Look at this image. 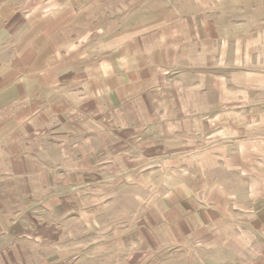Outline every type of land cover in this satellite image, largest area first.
<instances>
[{"label": "crops", "instance_id": "1", "mask_svg": "<svg viewBox=\"0 0 264 264\" xmlns=\"http://www.w3.org/2000/svg\"><path fill=\"white\" fill-rule=\"evenodd\" d=\"M18 1L0 0V264L41 250L19 219L43 221L65 171L106 198L73 202L96 225L66 264H264V9L243 37L151 9L109 33L90 1Z\"/></svg>", "mask_w": 264, "mask_h": 264}, {"label": "rangeland", "instance_id": "2", "mask_svg": "<svg viewBox=\"0 0 264 264\" xmlns=\"http://www.w3.org/2000/svg\"><path fill=\"white\" fill-rule=\"evenodd\" d=\"M48 1L50 0H38L37 4L40 3V5H44V2ZM64 1V3H67V0ZM89 1L92 4V9L111 10L107 15L108 20L106 19L108 25H112L113 28L112 30H109V33L115 32L114 24L117 21V18L122 17V14L119 13V9H125L123 12L124 16L127 15L128 17H130L131 13H128L129 11H127L126 9H137L138 16L147 15V13L150 11L149 9H151L152 12L157 15V17H159L160 15L166 17L173 16L176 13H179L181 15V12H183V20L187 21H190L191 17H202L205 21H211V19L215 17L214 21L216 23H219L220 25H223L222 23L232 24L235 31L237 33H241V37H243L244 31L246 30L243 29L244 25H249V23H251L252 25H256L259 22L260 18L259 11L260 9H264V0H85V2L84 0H76V5L79 9H83L84 6L87 8ZM18 2L20 4V0ZM48 3L50 4V2ZM206 12L212 13L206 14ZM98 18L99 17H96V19ZM99 20L100 18L98 19V21ZM252 29H247L246 32H252ZM71 180V173L65 171L63 173H56V179L54 180V182L48 184L50 186L60 188H56L53 190H44L45 202L43 206V221L32 223V221H26L23 217H21L22 219H19V223L22 226H27L29 230L32 229L33 231H35L36 226L41 227L40 230L36 231L38 233L42 232L45 238L42 241L43 244L41 245V250L37 251V253L34 250L36 243L32 241L29 242V245H33L32 249L34 250V252H30V254L27 255L26 264H66L70 260H72L74 251L72 250L71 252H68V250L65 253H58L62 247H64V249H70L71 246L76 245L77 248L79 246L81 247L85 243H89V241L87 242L84 238L85 231L87 230L86 226L95 228L96 223L89 222L86 219H83V215L85 214L86 210L83 214H79L80 217L79 215L74 216L67 213L69 212L70 207L75 201L81 202V200H86L88 202V206L91 208V201L92 199L97 198L96 196L100 197V199L102 200H105L106 198L105 196H101L99 194V192L102 191V188L99 189L91 187L93 189L87 190H80L79 188L72 189L70 187L71 185L68 184ZM106 185L107 184H105V186ZM123 192L124 194H126L127 192L129 193L128 190H124ZM108 196H111V194H108ZM58 198L61 200V204L56 205V200L58 201ZM46 202L48 204H46ZM114 202L116 201L110 200L108 202L109 213H112V207L114 214H116L117 211H126V209L129 208L128 205L124 203L117 207L112 206L111 204H114ZM51 203H54L55 205H52ZM80 208H82V206ZM80 208H78V211L80 210ZM56 209H58L59 211ZM28 211V214L31 215L33 213H38L40 211V208L38 206L36 210L35 207L29 206ZM137 213L139 217H141L140 211H138ZM128 218L130 217L128 216ZM128 224H131V221H125L124 223L121 222V225H123L125 229L128 228ZM101 229H105L104 224H101ZM74 235L76 236L75 242L68 240L67 237H73ZM97 239L99 240V238ZM104 241L107 242L106 243L102 241L103 244L106 243V247H110L111 245L114 249L122 244V239L120 238L109 237L108 239H104ZM109 242L111 243L109 244ZM123 242L124 245H130L133 243L132 240L126 237L123 239ZM20 243L23 245L24 240H22ZM93 245H96L95 247H98V242H96L95 244H91V249H93ZM83 254L77 253V263L75 262L76 264H103L99 260H92V262H88L87 256ZM85 256L86 259H84ZM12 264L24 263L15 262Z\"/></svg>", "mask_w": 264, "mask_h": 264}]
</instances>
